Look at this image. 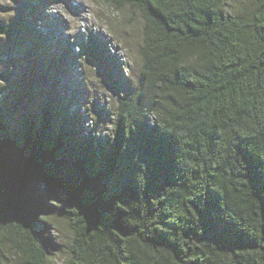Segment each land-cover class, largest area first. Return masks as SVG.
I'll list each match as a JSON object with an SVG mask.
<instances>
[{"label": "trees", "instance_id": "1", "mask_svg": "<svg viewBox=\"0 0 264 264\" xmlns=\"http://www.w3.org/2000/svg\"><path fill=\"white\" fill-rule=\"evenodd\" d=\"M104 1L138 15L137 83L112 85L108 135L49 109L19 124L24 177L0 178V264H48L20 200L36 181L66 198L65 264H264V0Z\"/></svg>", "mask_w": 264, "mask_h": 264}, {"label": "rangeland", "instance_id": "2", "mask_svg": "<svg viewBox=\"0 0 264 264\" xmlns=\"http://www.w3.org/2000/svg\"><path fill=\"white\" fill-rule=\"evenodd\" d=\"M255 1L226 0L225 7L239 11ZM117 22L118 31L112 28ZM0 24L6 29L0 31V109L8 122L0 128V149L9 153L0 178L14 182L24 177V119L46 109L55 116L80 114L85 130L110 133L112 85L128 92L138 80L139 19L104 0H0ZM93 43L101 47V62L85 57ZM20 200L48 243V264H65L70 233L59 205L66 198L36 181Z\"/></svg>", "mask_w": 264, "mask_h": 264}]
</instances>
